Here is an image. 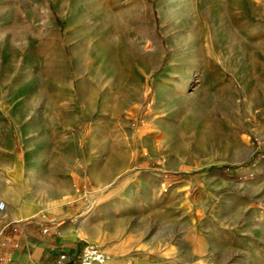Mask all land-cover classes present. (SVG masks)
Here are the masks:
<instances>
[{"label": "rangeland", "instance_id": "obj_1", "mask_svg": "<svg viewBox=\"0 0 264 264\" xmlns=\"http://www.w3.org/2000/svg\"><path fill=\"white\" fill-rule=\"evenodd\" d=\"M219 178L264 228V0H0V201L84 223L126 182Z\"/></svg>", "mask_w": 264, "mask_h": 264}, {"label": "crops", "instance_id": "obj_2", "mask_svg": "<svg viewBox=\"0 0 264 264\" xmlns=\"http://www.w3.org/2000/svg\"><path fill=\"white\" fill-rule=\"evenodd\" d=\"M254 25L247 14L249 33ZM146 182L120 185L115 202L91 208L81 223L80 207L72 202L58 203L38 217L41 208L25 196L26 184L20 181L19 195L12 187L3 192L0 264H80L87 243L103 248L110 256L106 264H264L255 255L264 253V228L248 219L238 227L235 181L219 178L198 186L203 203L189 196L194 179L177 183L162 198L160 187ZM211 188L224 190L213 195ZM35 207L39 210L33 213Z\"/></svg>", "mask_w": 264, "mask_h": 264}, {"label": "built area", "instance_id": "obj_3", "mask_svg": "<svg viewBox=\"0 0 264 264\" xmlns=\"http://www.w3.org/2000/svg\"><path fill=\"white\" fill-rule=\"evenodd\" d=\"M0 211H6V203L0 201ZM44 232H48V229H45ZM65 255H61L60 259L64 260ZM110 256L103 250L98 244L87 243L83 248L80 264H106Z\"/></svg>", "mask_w": 264, "mask_h": 264}, {"label": "bare ground", "instance_id": "obj_4", "mask_svg": "<svg viewBox=\"0 0 264 264\" xmlns=\"http://www.w3.org/2000/svg\"><path fill=\"white\" fill-rule=\"evenodd\" d=\"M135 11H136V10H135ZM132 13H133V12H132ZM151 56H152V55H151ZM152 61H153V60H152ZM59 78H60V77H59ZM53 81H54V83H55L57 86H59V87L63 85V84H62V83H63L62 80L58 79L56 76H54ZM68 85H69V84H68L67 82H65L63 86H64V87H65V86L67 87ZM63 86H62V87H63ZM60 88H61V87H60ZM56 92H57V91H56ZM56 92H54V96L57 95ZM53 98H54V97H53Z\"/></svg>", "mask_w": 264, "mask_h": 264}]
</instances>
